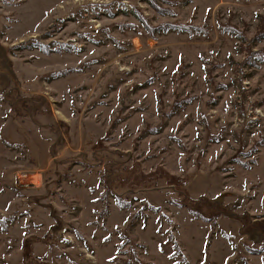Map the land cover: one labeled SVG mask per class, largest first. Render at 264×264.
<instances>
[{"label":"rangeland","instance_id":"rangeland-1","mask_svg":"<svg viewBox=\"0 0 264 264\" xmlns=\"http://www.w3.org/2000/svg\"><path fill=\"white\" fill-rule=\"evenodd\" d=\"M0 264H264V0H0Z\"/></svg>","mask_w":264,"mask_h":264}]
</instances>
